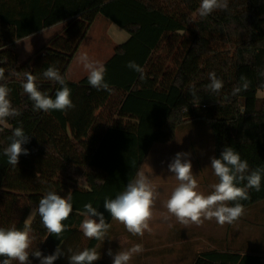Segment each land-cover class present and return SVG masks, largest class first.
<instances>
[{
    "label": "trees",
    "instance_id": "trees-1",
    "mask_svg": "<svg viewBox=\"0 0 264 264\" xmlns=\"http://www.w3.org/2000/svg\"><path fill=\"white\" fill-rule=\"evenodd\" d=\"M199 4L200 0H0V69L4 71L0 84L9 89L8 98L20 112L8 118L7 127L0 125V228L29 232L31 264H40L32 252L47 256L58 245L64 255L54 264H69L71 254L86 248L98 252L104 239L83 235L84 217L79 212L91 203L104 214L111 231L115 220L104 209V200L125 191L152 147L173 141L178 130L202 124L210 132L213 156L218 158L225 146H231L250 169L264 166V98L257 97L264 91V0H229L228 10L204 19L195 17ZM97 15L129 35L103 65L111 92L91 87L87 77L74 83L66 76L79 46L69 56L78 33L85 28L87 32ZM66 21L63 32L33 59L17 64L16 41ZM164 51L171 65L166 68ZM129 61L143 67L144 80L127 67ZM33 62L38 90L55 98L60 86L42 75L54 67L71 91L73 108L48 113L33 109L21 86L24 73L33 74ZM210 72L223 81L218 94L206 88ZM242 76L249 82L247 90L232 95L233 87L243 83ZM15 127H22L30 141L23 145L29 154L12 166L3 150ZM80 179L85 187L78 185ZM49 191L72 196L73 211L58 238L48 235L39 215L27 225L29 214ZM248 192L249 199L240 203L243 214L249 215L235 222L256 226V211L261 208L264 214L260 206L264 174L260 191ZM245 244L234 251L201 252L190 264H264V241L255 238ZM94 264L109 263L100 257Z\"/></svg>",
    "mask_w": 264,
    "mask_h": 264
},
{
    "label": "clouds",
    "instance_id": "clouds-1",
    "mask_svg": "<svg viewBox=\"0 0 264 264\" xmlns=\"http://www.w3.org/2000/svg\"><path fill=\"white\" fill-rule=\"evenodd\" d=\"M228 7L229 0H200L195 17L204 19L215 11H226ZM79 62L87 71V80L91 87L98 91H112L105 81L106 69L102 64L90 61L86 53L80 55ZM127 67L140 73V79L144 80L142 66L135 61H129ZM42 75L44 79L54 82L60 87L56 90L53 99L38 90L37 78L33 74L24 73V81L21 86L28 99L32 101L33 109L48 113L53 110L66 112L73 108L71 91L60 72L49 66ZM261 75H264V72ZM208 78L207 90L218 94L223 88V81L217 78L215 72H210ZM3 79L4 71L0 69V80ZM241 80L243 83L233 87L232 95L247 90L249 82L243 76ZM190 92L193 96L196 95L194 86L190 88ZM8 97L9 89L6 85L0 84V125L4 127H7L8 118L20 115ZM10 131V143L4 148L3 155L7 157L10 165L17 166L19 157L29 154V150L23 145L29 143L30 138L22 127H15ZM188 157H190V153L177 152L168 164V171L173 174L178 183L163 204L166 209L163 219L167 221L174 217L176 222L185 226H199L205 220H215L220 226L237 221L244 213V206L240 201L249 199L248 190L260 191L261 189L264 166L250 169L247 160H242L239 153L234 151L231 146H225L218 158L216 156L210 158V166L213 174L218 178V183L212 184L210 187L213 190L210 194L205 195L197 190L198 182L193 176L192 163ZM240 183H244V187L238 186ZM156 198V193L147 177L142 173H137V177L126 185L125 191L114 199H105L103 206L112 219L123 224L129 233L143 237L145 231L152 232L150 222L153 219ZM71 199V193L67 197H62L54 191H49L40 199L38 206L29 214V218L39 215L48 235L58 238L66 230L64 221L73 211ZM79 215L84 217L80 224V230L86 238L96 240L105 238L109 225L102 212L93 207L91 203H87ZM31 243L32 239L28 231L0 228V257L3 258L0 260V264H12V261H18L19 264H31L28 251ZM142 252V245L137 244L130 250L118 251L115 254L109 249L107 254L112 257V264H129L134 254ZM62 255L64 253L59 245L54 253L47 256L39 250L31 253V256L39 259L40 264H54V261ZM68 259L69 264H94L100 259V254L95 249L86 248L71 254Z\"/></svg>",
    "mask_w": 264,
    "mask_h": 264
},
{
    "label": "rangeland",
    "instance_id": "rangeland-1",
    "mask_svg": "<svg viewBox=\"0 0 264 264\" xmlns=\"http://www.w3.org/2000/svg\"><path fill=\"white\" fill-rule=\"evenodd\" d=\"M111 28L112 25L109 22L99 19L90 26L87 32L86 28L80 30L78 33L80 38L73 44L69 54L72 56L79 44L67 69L70 82L76 83L87 76V71L79 62L81 54L86 53L90 61L99 64L113 54L115 43L119 40ZM117 30L122 35L127 34L124 30ZM166 52L161 54L165 59V68L171 66L170 60L166 59ZM22 63L24 62L19 61V65ZM32 68L33 75L36 77L38 72L35 62ZM257 97L264 98V91H259ZM177 152L190 153L188 158L192 163L193 176L198 182L197 190L205 195L211 193L213 189L210 186L216 183V176L210 166V158L213 157V141L209 130L202 124L194 128L178 130L173 141L161 145L155 144L152 147L138 171L147 177L157 197L153 208V219L150 222L152 232L145 231L143 237L134 236L129 232L128 235H124L127 231L124 225L114 221L111 231L106 233L104 243L98 250L102 260L112 264V257L107 254L109 249L115 254L118 251L130 250L140 244L143 252L134 254L129 264H190L196 254L204 251H225L227 247V249L236 250L248 240H255V238L258 241H264V214L261 208L256 211L258 216H255L259 223L256 226L245 222L243 224L241 222L232 223L231 227L229 224L220 226L215 220H205L199 226H185L176 222L174 217L167 221L163 219L166 214L163 204L178 183L173 174L168 171V164ZM78 185L85 187L82 179L78 181ZM260 206L264 208V205ZM247 215L249 213L243 214V216Z\"/></svg>",
    "mask_w": 264,
    "mask_h": 264
},
{
    "label": "crops",
    "instance_id": "crops-1",
    "mask_svg": "<svg viewBox=\"0 0 264 264\" xmlns=\"http://www.w3.org/2000/svg\"><path fill=\"white\" fill-rule=\"evenodd\" d=\"M99 19H105L107 22L110 23V25H112V32L114 33V35L116 36L117 40H122L121 42L117 41V43H115V47L125 43L128 39H129V35L125 34L122 35L117 29H121L119 28L117 25H115L114 23L110 22L108 19H106L105 17H103L102 15H97L94 17L92 23L90 26H92L94 24V22H96ZM103 21V20H101ZM69 24V21L63 22V23H59L55 26H52L50 28L44 29L38 33H35L33 35H30L24 39L18 40L15 43V46L13 48V53L14 56L16 58L17 64H19L20 62H25L29 59H32L35 54H37L38 52L41 51V49L54 37L57 35H60L64 28L67 27V25ZM116 28V29H115ZM122 30V29H121ZM115 49V48H114ZM112 56V55H111ZM110 56V57H111ZM109 57V58H110ZM108 58V59H109ZM107 59V60H108ZM106 60V61H107ZM104 61L102 63V65H104V63L106 62ZM66 76H67V72H66ZM87 77V76H85ZM84 78V77H83ZM67 80L70 81L67 77ZM81 80V79H80ZM79 80V81H80ZM78 82V81H77ZM126 121V120H125ZM143 164V163H142ZM141 168V167H140ZM30 219V218H29ZM28 219V220H29ZM31 220H29L30 222ZM232 223L229 224V227H231ZM230 244V243H229ZM228 248V247H227ZM226 248V250H228ZM225 250V251H226ZM232 250V249H231ZM234 251V250H232ZM250 252V251H249Z\"/></svg>",
    "mask_w": 264,
    "mask_h": 264
}]
</instances>
